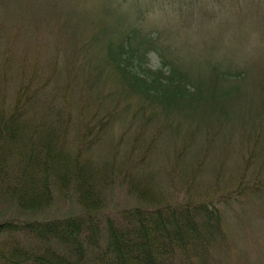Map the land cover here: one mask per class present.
<instances>
[{
    "label": "trees",
    "instance_id": "16d2710c",
    "mask_svg": "<svg viewBox=\"0 0 264 264\" xmlns=\"http://www.w3.org/2000/svg\"><path fill=\"white\" fill-rule=\"evenodd\" d=\"M58 34L63 38V49H70L74 67L64 75L61 85L52 84L53 98L48 78L33 86L29 84L31 77L22 80L9 103L0 89V196L23 210H44L58 193L63 198L74 197L79 211L45 220L0 219V264H220L214 257L227 243L223 206L231 205L248 186L243 174L226 193L218 190V177L211 180L213 192L203 193L191 190L197 175L193 170L186 191L179 196L157 188L154 171L135 174L139 164L147 163V149L135 164L129 157L134 147L123 156L108 149L102 158L94 153L106 143L104 136L118 120L122 122L118 141H126L130 134L135 141L157 113L144 120L151 107L158 108L165 127L171 126L173 134L180 132L178 123L172 124L177 116L186 125L195 122L186 128L193 133L183 131L185 144L192 142L195 132L206 130L209 134V123L221 127L238 111L219 103L227 94L220 86L219 74H211L208 82L187 86L183 74L147 68L134 71L122 50L113 52L108 45L99 67L114 70L138 96V104L131 108L115 97L105 104L111 93L95 91L99 69L96 65L86 69L85 52L91 54L94 38L84 42L73 30ZM90 92L93 100L88 99ZM87 100L94 106L89 117L85 116ZM70 103L79 105L77 120L68 118ZM104 105L101 112L99 107ZM137 117L141 123L134 122ZM70 129L75 132L71 142ZM246 129L240 131L245 133ZM206 141L204 150L210 146L208 138ZM256 144L257 135L244 170L256 159ZM177 154L175 162L182 153ZM170 174L166 172L167 177ZM115 182L125 185L137 205L109 208L107 195ZM260 183L253 181L246 190L253 193L261 189Z\"/></svg>",
    "mask_w": 264,
    "mask_h": 264
},
{
    "label": "rangeland",
    "instance_id": "374dc122",
    "mask_svg": "<svg viewBox=\"0 0 264 264\" xmlns=\"http://www.w3.org/2000/svg\"><path fill=\"white\" fill-rule=\"evenodd\" d=\"M66 30H73L84 42L94 38L91 54L85 52L86 69L94 65L99 69L98 86L94 87L99 93H111L105 104L115 98H120L122 105L129 103L131 108L138 104V96L130 92L114 70L99 67L108 45L113 52L122 50L134 71L147 68L183 74L187 86L208 82L211 74H219L220 86L227 90L219 103L238 111L229 115L221 127L209 123V134H205L206 130L195 132L191 134L192 142L185 144L186 136L193 133L186 128L195 122L186 125L177 116L172 124L178 123L180 132L173 134L171 126L165 127L158 108L151 107L145 111L144 120L148 114L157 113L135 141L131 134L126 141H118L122 132V122L118 120L104 136L106 143L94 153L102 158L108 149L123 156L134 147L129 157L135 164L147 149V163L139 164L135 174L154 171L157 188L179 196L186 191L193 170L197 175L191 190L203 193L213 192L214 177L220 183L218 190L226 193L243 174L248 186L236 200L233 198L231 205L223 206L227 243L214 258L220 264H264V0H0V89L6 103L21 81L30 77V86L48 78L53 98L52 84L61 85L64 75L74 67L70 49H63V38L58 34ZM88 99L93 100L92 92ZM78 106L71 107L68 118L77 120ZM93 107L87 100L86 117ZM99 110L103 112L105 105ZM134 122L142 120L137 117ZM244 127L245 133L240 131ZM74 133L70 129L69 142ZM255 135L258 153L244 170ZM206 138L210 146L204 150ZM175 151L182 153L176 162ZM168 171L170 177L166 175ZM258 180L263 184L261 189L253 193L246 190ZM107 197L110 209L138 203L119 182L114 183ZM78 211L74 197L63 198L58 193L44 210H23L0 196V219L45 220Z\"/></svg>",
    "mask_w": 264,
    "mask_h": 264
}]
</instances>
